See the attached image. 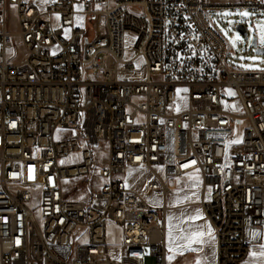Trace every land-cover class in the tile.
Instances as JSON below:
<instances>
[{"label": "built area", "instance_id": "built-area-1", "mask_svg": "<svg viewBox=\"0 0 264 264\" xmlns=\"http://www.w3.org/2000/svg\"><path fill=\"white\" fill-rule=\"evenodd\" d=\"M219 9L264 0H0V264H167L168 180L192 175L214 264L264 247V68L229 64Z\"/></svg>", "mask_w": 264, "mask_h": 264}, {"label": "rangeland", "instance_id": "rangeland-1", "mask_svg": "<svg viewBox=\"0 0 264 264\" xmlns=\"http://www.w3.org/2000/svg\"><path fill=\"white\" fill-rule=\"evenodd\" d=\"M208 1L211 3H233L238 0ZM244 12L249 15H241ZM209 15L226 40L228 45L227 60L231 66L241 69L264 68V53H257L255 48L250 45L254 37L257 46L264 45L260 41L261 26L264 25V10L219 9L211 10ZM236 24L245 25V35L235 29ZM138 64L137 61L136 65ZM95 154L98 161L103 163L102 150ZM124 177L130 188L140 193L147 201L154 205H159L163 201L160 194L153 193L146 188V183L150 179L149 170H126ZM199 182L200 177L198 175L180 176L168 182L170 191L164 196L166 210L163 217L164 241L168 250L167 264H210L203 246L199 249L194 243H188V238L192 235L193 229H200L202 223V210L199 205ZM68 183L74 184L76 187L72 196L87 195L89 183L79 178L70 179ZM177 241H181L183 245L179 251H175L174 248ZM261 253H264V247L255 248L249 254L252 260L250 264H264V255ZM247 261L245 264L248 263ZM144 264H153V261L146 259Z\"/></svg>", "mask_w": 264, "mask_h": 264}, {"label": "crops", "instance_id": "crops-1", "mask_svg": "<svg viewBox=\"0 0 264 264\" xmlns=\"http://www.w3.org/2000/svg\"><path fill=\"white\" fill-rule=\"evenodd\" d=\"M170 180L171 179H169L168 182ZM201 216H202L201 228L200 229H198V228L193 229L192 235L190 237H192L193 234H196V233H203V235L199 237V239L202 241V243H194V244L199 249L204 247V252L208 256L209 263L210 264H214V261H215V242H214V237H213L212 226L209 223V221L206 219V217L203 215V213H202ZM209 233H211V235H209ZM182 247H183V245H182L181 241H177L175 243V245H174L175 251H179ZM253 250H255V249H252L249 252V254ZM249 254H248V257H247L248 261L246 260L248 262L247 264H250L252 262V260L250 259V255Z\"/></svg>", "mask_w": 264, "mask_h": 264}, {"label": "snow or ice", "instance_id": "snow-or-ice-1", "mask_svg": "<svg viewBox=\"0 0 264 264\" xmlns=\"http://www.w3.org/2000/svg\"><path fill=\"white\" fill-rule=\"evenodd\" d=\"M241 15L247 16L249 14L247 12H244V13H241ZM57 19H59V17H57ZM237 39H238V37H237ZM260 41H261V44H264V25L261 26ZM202 235H203V233L193 234L192 237L188 238V243L189 244H191V243H202V241L199 239V237ZM209 235H211V233H209ZM253 255H255V253H253ZM261 255H264V253H261ZM170 259H171V257H170Z\"/></svg>", "mask_w": 264, "mask_h": 264}, {"label": "water", "instance_id": "water-1", "mask_svg": "<svg viewBox=\"0 0 264 264\" xmlns=\"http://www.w3.org/2000/svg\"><path fill=\"white\" fill-rule=\"evenodd\" d=\"M235 29L238 30V31H240L244 35L246 34V31H245L244 27L242 25H240V24L236 25L235 26ZM250 45L255 48V51L257 53H261V54L264 53V45L263 46H257L256 38L255 37L252 39Z\"/></svg>", "mask_w": 264, "mask_h": 264}]
</instances>
